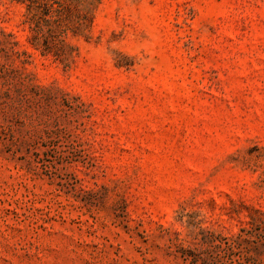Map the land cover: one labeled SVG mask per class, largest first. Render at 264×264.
I'll use <instances>...</instances> for the list:
<instances>
[{
    "label": "rangeland",
    "instance_id": "rangeland-1",
    "mask_svg": "<svg viewBox=\"0 0 264 264\" xmlns=\"http://www.w3.org/2000/svg\"><path fill=\"white\" fill-rule=\"evenodd\" d=\"M0 264H264V0H0Z\"/></svg>",
    "mask_w": 264,
    "mask_h": 264
}]
</instances>
